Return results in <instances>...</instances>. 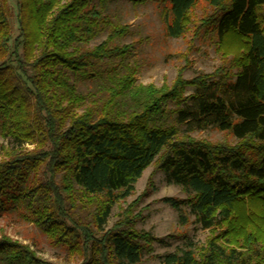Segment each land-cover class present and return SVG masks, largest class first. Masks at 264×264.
I'll list each match as a JSON object with an SVG mask.
<instances>
[{"label": "trees", "instance_id": "1", "mask_svg": "<svg viewBox=\"0 0 264 264\" xmlns=\"http://www.w3.org/2000/svg\"><path fill=\"white\" fill-rule=\"evenodd\" d=\"M14 1L13 38L0 0V137L16 145L0 160V213L16 211L53 245L81 253V264H138L153 239L131 228L127 209L102 228L153 165L187 193L162 199L179 223L187 206L208 231L203 245L177 248L165 264H264V0H125L155 4L173 38L204 2L210 11L193 36L212 31L230 56L188 80L179 69L160 87L136 84L133 45L118 44L129 28L103 14L112 0ZM211 127L236 143L189 136ZM0 264L49 263L2 236Z\"/></svg>", "mask_w": 264, "mask_h": 264}, {"label": "rangeland", "instance_id": "2", "mask_svg": "<svg viewBox=\"0 0 264 264\" xmlns=\"http://www.w3.org/2000/svg\"><path fill=\"white\" fill-rule=\"evenodd\" d=\"M60 1L64 3L67 0ZM7 7L12 15L9 21L14 38L17 35L14 19L15 1L7 0ZM209 11V6L204 2L197 3L190 13L187 30L178 38L166 36L156 5L150 2L133 6L125 0H112L106 4L103 14L108 15L114 24L126 25L129 28V34L118 44L133 45L127 61L139 67L136 84L160 87L170 85L179 69H182V77L188 80L198 74L212 73L230 58V56L223 58L219 52L217 37L212 31L207 33L202 31L198 37L193 36L195 23ZM106 35V32L100 34L91 40L87 47L92 48L99 44ZM77 87L80 92H86L81 83H78ZM191 92L192 89L187 88L185 94ZM168 108H173V105L169 104ZM189 136L197 140L223 142L229 145L237 141L232 133L212 127L191 132ZM14 148L16 145L11 139L0 137V160ZM32 148L33 145H24V150ZM186 196L187 193L181 187L169 184L166 176L150 165L135 183L133 193L111 208L102 232L119 221L121 212L127 209L130 218L133 219L131 228L140 233H148L153 239L150 246L142 251L138 264H165L164 257L167 254L173 253L177 248H184L188 243L203 245L208 237L207 230L192 222L193 216L189 214L187 206H182V209L188 214V221L181 225L178 212L162 201L168 197L183 200ZM2 236L28 246L38 258L49 264H81L83 260L82 254L78 251L53 245L46 234L35 224L23 219L16 211L0 213V237Z\"/></svg>", "mask_w": 264, "mask_h": 264}]
</instances>
